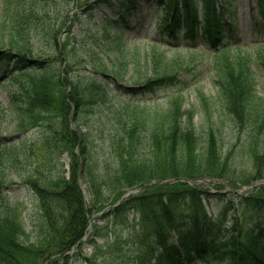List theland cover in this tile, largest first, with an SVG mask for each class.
<instances>
[{
  "label": "trees",
  "instance_id": "trees-1",
  "mask_svg": "<svg viewBox=\"0 0 264 264\" xmlns=\"http://www.w3.org/2000/svg\"><path fill=\"white\" fill-rule=\"evenodd\" d=\"M147 1L156 10L154 20L158 21L157 33L163 41L174 48L180 41L190 46L201 43L199 48H208L221 60L213 70L216 98L223 117L214 114V103L201 93L196 107L184 108L181 96L172 94L164 108L152 110L148 105L139 108V104H135L137 107L130 110L121 109L123 115L120 113L119 117L124 116L129 122L126 127L122 126L123 140L110 142L115 162L111 169L107 162L92 159L86 134L79 127L70 130L67 124L68 116L76 120L79 109L94 100H105V83L99 78L108 80L107 68L97 61L92 65L96 79L90 75L82 84L69 74L63 77L50 65L29 61L25 49L14 38H9V48L0 51V70L7 67L11 72L33 67L40 70L38 81H33L12 100L11 113L17 130L24 132L40 125L53 106L54 86L63 84L66 91L59 99L62 144L72 162L68 179L59 181L46 192V202L51 200L65 212H60L59 218H55L54 212L51 220L47 218L51 234L46 239L27 245L21 241L23 230L16 218L0 216V264H67L68 254L81 245L89 223V209L78 188V180L89 182L96 198L95 207L103 205L107 199L105 193L112 194L109 204H115L129 189L138 190L152 182H162L129 196L105 214L100 221L105 227H96L97 236H107L114 233L113 228L129 224L131 216L137 221L139 231L132 244L138 248L139 257L131 264H264V188L259 195L238 202L229 197L217 198L220 196H212L195 183L198 178L207 176L200 165L191 160L187 166L182 163V159L190 156L196 159L202 153L198 151L200 143H209L207 155H211L214 152L211 141L220 136L225 125L230 131H247L248 136L259 139L264 147V105L254 92L248 66L252 58L249 54L239 57L241 47L227 43L233 28L224 18L232 0ZM98 2L117 15L109 27L104 26L107 30L115 27L119 31L121 26H128L132 16L141 10L140 0ZM256 3L260 8L264 0H256ZM33 14L32 10L17 12L12 19L13 29L33 23ZM258 48L262 50L264 45ZM230 53H234L232 58ZM184 60L178 55L169 60L152 51L148 62L161 68L155 71L154 78L145 76L133 81V87L126 89L127 96L136 98L142 93L153 94L162 87L184 85L178 77ZM259 67L264 72V62L260 61ZM113 77L122 78L118 73ZM195 116H199L197 126L193 123ZM76 148L73 153L72 149ZM143 149L148 161L136 158L137 151L143 152ZM5 177L0 167V190ZM183 179L194 182L191 185L181 181ZM209 208L217 213L215 219L208 217ZM240 210L242 220L238 216Z\"/></svg>",
  "mask_w": 264,
  "mask_h": 264
},
{
  "label": "rangeland",
  "instance_id": "rangeland-1",
  "mask_svg": "<svg viewBox=\"0 0 264 264\" xmlns=\"http://www.w3.org/2000/svg\"><path fill=\"white\" fill-rule=\"evenodd\" d=\"M98 1L0 0V51L8 49L9 38H14L25 49L29 61L50 65L63 77L69 74L70 78L82 84L90 75L96 79L92 65L97 61L107 68L108 80L99 78L105 83L104 91L102 89L105 100H94L79 109L74 118L76 120L67 117L70 130L79 127L86 134L93 160L98 163L105 161L110 165L109 168H114L110 142L123 140L122 126L126 127L129 122L128 118H120L119 114L123 115L121 109L137 107L135 104H139V108L148 105L156 110L165 107L169 96L179 94L184 108L196 107L198 94L201 93L214 103V114L223 117L216 98L213 70V66L221 64V60L215 58L214 53L204 46L199 48L201 43L190 46L180 41L174 48L169 42L163 41L157 33L158 21L154 20L156 10L146 0H140L141 10L132 16L128 26H121L119 31L115 27L107 30L104 26L108 24L109 27L117 15ZM232 3L224 18L233 28L227 43L232 47H241L239 57L245 54L251 56L252 62L248 66L252 73L254 92L264 105V72L259 67L260 61L264 62V49L258 48L264 45V4L257 11L254 5L256 0H232ZM27 10L34 12V22L13 29L14 15ZM197 30L200 31L199 25ZM152 51L163 54L169 60L177 55L185 58L178 76L185 84L162 87L153 94L142 93L130 98L126 89L133 87V81L145 76L154 78L155 71L161 68L148 62ZM233 56L234 53H230V57ZM10 70L9 67L0 70V167L6 176L0 190V216H14L23 230L21 241L36 245L51 234L47 218L51 220L53 212L55 218H59L60 212L65 213L61 206L51 200L46 202V192L49 193L59 181H66L71 172L72 159L62 144L63 120L59 110V99L66 87L63 84L54 86L53 106L40 125L19 132L11 113L12 100L29 88L33 81H38L40 70L36 67L21 72ZM114 73H118L121 80L113 77ZM193 123L198 125L199 116L194 117ZM220 133L219 137L211 141L214 151L211 155H207L209 143H200L198 151L202 153L196 159L192 156L182 159L183 166H187L188 160L199 164L207 176L198 178L195 183L212 196H220L217 198L229 197L238 202L259 195L264 188V147L260 140L248 136L245 130L230 131L227 125ZM76 151L77 148L75 151L72 149L73 153ZM136 158L148 161L146 150L137 151ZM78 188L89 209V223L81 245L68 254L70 258L67 264L134 262L139 257L138 248L132 244L139 231L137 221L131 216L129 224L116 230L112 227L114 233L97 236L96 227H105L104 222L102 224L100 221L116 203L109 204L113 196L105 193L107 199L103 205L95 207L96 198L93 197L89 182L78 180ZM132 191L129 189L126 192ZM242 214L240 210V220ZM210 215L216 218L212 210ZM144 260L149 261V258Z\"/></svg>",
  "mask_w": 264,
  "mask_h": 264
},
{
  "label": "water",
  "instance_id": "water-1",
  "mask_svg": "<svg viewBox=\"0 0 264 264\" xmlns=\"http://www.w3.org/2000/svg\"><path fill=\"white\" fill-rule=\"evenodd\" d=\"M128 195H129V194H127L126 196H128ZM124 198H125V196H124ZM124 198H121L120 201H122Z\"/></svg>",
  "mask_w": 264,
  "mask_h": 264
}]
</instances>
